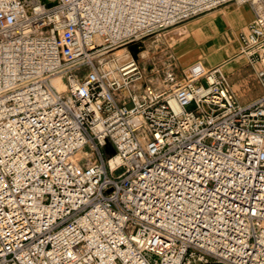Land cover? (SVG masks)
I'll use <instances>...</instances> for the list:
<instances>
[{"label":"built area","instance_id":"built-area-1","mask_svg":"<svg viewBox=\"0 0 264 264\" xmlns=\"http://www.w3.org/2000/svg\"><path fill=\"white\" fill-rule=\"evenodd\" d=\"M232 3L247 105L111 57ZM0 264H264V0H0Z\"/></svg>","mask_w":264,"mask_h":264},{"label":"crops","instance_id":"crops-1","mask_svg":"<svg viewBox=\"0 0 264 264\" xmlns=\"http://www.w3.org/2000/svg\"><path fill=\"white\" fill-rule=\"evenodd\" d=\"M248 5L228 4L192 21L187 26L194 40L186 62L201 61L206 67L221 66L237 103L247 105L263 94V88L247 60L239 55L238 34L253 20Z\"/></svg>","mask_w":264,"mask_h":264},{"label":"rangeland","instance_id":"rangeland-1","mask_svg":"<svg viewBox=\"0 0 264 264\" xmlns=\"http://www.w3.org/2000/svg\"><path fill=\"white\" fill-rule=\"evenodd\" d=\"M211 11L189 19L182 25L172 27L165 32L145 39L141 44H131L117 49L111 53L113 54L111 57L121 55L124 52H128L129 57H138L144 79L156 89L170 90L183 77V73L189 65L192 64L185 61L186 55L191 53L194 47V40L190 37L191 31L187 24ZM123 60L125 59L120 61ZM131 107L132 104H127V108ZM123 171L122 168L117 170L116 175L122 174Z\"/></svg>","mask_w":264,"mask_h":264},{"label":"bare ground","instance_id":"bare-ground-1","mask_svg":"<svg viewBox=\"0 0 264 264\" xmlns=\"http://www.w3.org/2000/svg\"><path fill=\"white\" fill-rule=\"evenodd\" d=\"M127 51V50H126ZM122 53V52H121ZM130 53V52H129ZM142 56H145V55H142ZM116 58L118 61L122 60V59H128L130 58L129 55H128V52H124L123 54L121 55H116ZM112 64V63H111ZM56 86L59 88V89H62L63 88V84L61 83L60 80H56L55 82Z\"/></svg>","mask_w":264,"mask_h":264}]
</instances>
